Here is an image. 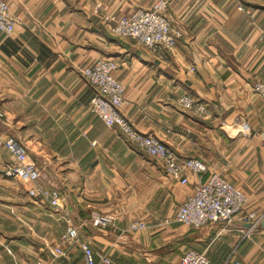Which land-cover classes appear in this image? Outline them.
Here are the masks:
<instances>
[{
	"label": "crops",
	"instance_id": "obj_1",
	"mask_svg": "<svg viewBox=\"0 0 264 264\" xmlns=\"http://www.w3.org/2000/svg\"><path fill=\"white\" fill-rule=\"evenodd\" d=\"M6 1L16 24L11 34L0 31V139L27 132L42 184L64 200L56 209L28 194L32 183L10 188V199L0 198V264H51L49 249L68 219L110 264H177L190 249L210 264H264V103L254 91L264 83V0H167L179 36L163 53L112 31L119 17L156 0ZM102 57L119 63L121 110L137 129L183 158L202 159L205 176L220 173L244 192L233 224L175 221L198 177L188 172L182 184L91 112L93 88L82 70ZM184 94L207 112L179 107ZM3 151L1 161L13 160ZM95 213L115 222L95 227ZM248 213L262 217L254 228ZM65 248L62 262L83 263L77 243Z\"/></svg>",
	"mask_w": 264,
	"mask_h": 264
},
{
	"label": "built area",
	"instance_id": "obj_2",
	"mask_svg": "<svg viewBox=\"0 0 264 264\" xmlns=\"http://www.w3.org/2000/svg\"><path fill=\"white\" fill-rule=\"evenodd\" d=\"M167 0H156L151 8H137L132 13L122 15L112 27L118 37L135 39L138 43L154 52H165L175 47L178 41V32L172 27L171 20L166 15ZM16 21L6 0H0V31L11 34L15 29ZM119 63L110 57L99 58L91 66L82 70L83 76L93 88V95L89 100L91 112L101 119L106 126L117 128L131 143L148 155L159 159L167 174L181 181L189 183L188 172L198 177L193 192L179 205L175 221L192 228H202L208 224L221 223L231 225L243 213L247 200L244 192L233 182L220 173L214 172L205 176L207 166L196 157L183 158L168 144L152 133L140 131L133 122L122 112L124 103V85L116 77ZM254 91L264 103V83L257 82ZM177 105L184 109L194 110L205 114L207 107L192 95L180 96ZM264 141V130L259 132ZM5 146L14 157L16 163L8 166L7 174L23 181L32 183L28 189L30 196H41L53 208H62L64 200L59 189L47 188L42 184V171L32 158L27 148L20 140L10 137L5 140ZM252 220L251 227H256L262 220L255 213L243 215ZM115 222V215L95 213L91 223L95 227H105ZM144 223L135 222L133 228H142ZM77 243L83 253L82 264H110L107 254L97 253L88 241L80 237L79 228L69 219L61 235V242L49 249L51 264H65L62 259L67 256L66 244ZM36 264H47L40 260ZM177 264H210L205 252L190 249L179 259ZM233 264H242L236 260Z\"/></svg>",
	"mask_w": 264,
	"mask_h": 264
},
{
	"label": "rangeland",
	"instance_id": "obj_3",
	"mask_svg": "<svg viewBox=\"0 0 264 264\" xmlns=\"http://www.w3.org/2000/svg\"><path fill=\"white\" fill-rule=\"evenodd\" d=\"M124 38H126V37H124ZM168 51V50H167ZM177 101H178V99L176 100V103H177ZM179 106V105H178ZM182 108V107H181ZM184 109V108H183ZM187 110H190V109H188L187 108ZM192 111V110H191ZM193 112H195L194 110H193ZM195 113H197V112H195ZM198 114H200V113H198ZM23 135V134H22ZM25 135H27V136H25V137H23L22 139L21 138H19L20 140H21V143L26 147V142L30 139V137H29V135H28V133L26 132L25 133ZM24 136V135H23ZM26 138V139H25ZM24 141V142H23ZM28 147V146H27ZM26 147V148H27ZM29 148V147H28ZM3 150H6V153H8V154H11L10 153V151L7 149V147L5 146V140H2V139H0V159H1V157H4L6 154H5V151H3ZM28 150V153H29V157L30 158H32V156H31V154H30V149H27ZM2 151V152H1ZM16 163V161H15V159L13 158V160H11V161H5V162H3V161H1L0 160V169L2 170V173H0V187H2V188H0V198H2V199H6V197H8V199H10V196H11V192H10V188H23V187H25V185L24 184H29V182H26V181H23V180H21V179H18V178H16V177H12V176H9L8 174H7V167L8 166H10V165H13V164H15ZM3 178V179H2ZM4 180H7L8 182H6V181H4ZM23 183H22V182ZM3 182H6V184H7V186L6 187H4V186H2L1 184L3 183ZM59 230V232H60V230H61V228H59L58 229ZM64 230V229H63ZM64 232V231H63ZM62 232V233H63ZM62 235V234H61ZM60 242H61V237H60ZM60 244V243H59ZM58 245V244H57Z\"/></svg>",
	"mask_w": 264,
	"mask_h": 264
},
{
	"label": "water",
	"instance_id": "obj_4",
	"mask_svg": "<svg viewBox=\"0 0 264 264\" xmlns=\"http://www.w3.org/2000/svg\"><path fill=\"white\" fill-rule=\"evenodd\" d=\"M261 224H262V226H264V220L262 221V223H261Z\"/></svg>",
	"mask_w": 264,
	"mask_h": 264
}]
</instances>
